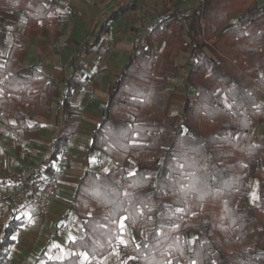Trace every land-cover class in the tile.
<instances>
[{
    "label": "trees",
    "instance_id": "1",
    "mask_svg": "<svg viewBox=\"0 0 264 264\" xmlns=\"http://www.w3.org/2000/svg\"><path fill=\"white\" fill-rule=\"evenodd\" d=\"M151 6L155 21L108 83L90 134L87 152L105 158L107 171L84 170L65 213L79 218V236L65 257L42 264L106 256L120 220L138 238L126 264H264V136L254 132L264 119V0H198L168 14ZM11 10L26 17L22 37L58 35L53 9L40 0H0V38ZM147 16H140L137 32ZM182 51L193 59L182 83L194 91L178 115L169 111L168 76L177 72ZM20 55V44L0 51V119L11 116V126L27 129L26 112L47 114L51 97L69 112L73 75L61 87L35 65H22ZM76 129L68 122L55 136L46 166L32 176L34 191ZM1 202L9 216L0 221V264L23 224L12 198L0 196Z\"/></svg>",
    "mask_w": 264,
    "mask_h": 264
},
{
    "label": "crops",
    "instance_id": "2",
    "mask_svg": "<svg viewBox=\"0 0 264 264\" xmlns=\"http://www.w3.org/2000/svg\"><path fill=\"white\" fill-rule=\"evenodd\" d=\"M40 2L53 9L58 35L22 37L26 17L22 12L11 10L5 13L2 21L7 32L0 38V51L6 53L12 43L20 44L22 65H35L61 87L72 74L77 85L71 93L69 112L58 108L60 97H51L47 114L26 112L31 116L27 129L11 126L15 123L11 116L4 121L0 119V188L14 185L3 175L7 168L36 164L42 171L52 141L62 126L74 121L77 129L54 162L52 174L44 175L56 180V192L48 202L47 212L40 213L34 205L21 210L23 224L1 264H42L48 258H63L69 253L68 243L79 236L81 222L73 213L67 217L65 213L84 170L87 167L97 170L91 160L95 152L88 153L87 146L92 128L101 118L99 108L105 99L107 85L128 58L132 42L140 32L135 30L140 16L148 15L145 28L148 20L152 24L155 21L149 0ZM197 3L198 0H178L179 7L193 8ZM121 6L129 7L118 11ZM262 72L264 74V67ZM127 230L135 235L127 226L123 232L129 233ZM112 253L102 258L81 254L79 262L85 264L84 259L105 264Z\"/></svg>",
    "mask_w": 264,
    "mask_h": 264
},
{
    "label": "rangeland",
    "instance_id": "3",
    "mask_svg": "<svg viewBox=\"0 0 264 264\" xmlns=\"http://www.w3.org/2000/svg\"><path fill=\"white\" fill-rule=\"evenodd\" d=\"M155 3V2H154ZM234 18L230 19V22H233ZM152 22L148 20L147 27L144 30H141L139 34H137V40L139 42L143 41V35L148 29L149 25H151ZM162 40L158 41L157 44V50H159L162 47ZM193 59L189 56V53L187 51H182L180 54L176 57V63L178 65V70L175 74L169 75L168 76V85L173 89V97L172 101L169 107L170 113H175L180 115L182 112L183 108V102L185 95H193V88L190 86H184L182 83V78L184 77L186 71L190 67ZM264 101V98H263ZM254 132L256 135L261 136L264 135V119H260L255 123L254 126ZM91 160L95 163V168L98 171H105L106 169V159L103 158L102 156H98L96 153H93L91 156ZM35 171L33 172L36 173L37 169L39 166L34 164ZM9 169H15L18 170L20 168H9ZM7 170L8 168L4 171V174L6 177L7 176ZM32 174V176H33ZM31 176V178H33ZM9 178V177H8ZM11 181V180H10ZM54 182L56 183V180L54 179ZM13 187L12 188H0V196L3 195H8L12 198V203L14 204V210L17 212L19 215L21 210L26 207L27 205H34L33 202L30 200V196L26 195L23 198H21L23 188L19 183H14L13 182ZM9 191L10 193H5ZM258 179H254L250 183V192H251V199L253 203L257 202L258 199ZM246 203L243 201L239 202V205H245ZM9 216V209L6 207V204H0V221H4L7 219ZM75 217V216H74ZM123 229H126V226L123 224L122 220L119 222V231H120V236H118L117 242L114 246V249L112 250L113 253L110 254L109 259L104 261L105 264H126V262L129 261V249L131 246L137 243L138 238L135 236L130 230H127L129 233L123 232ZM189 237L192 236L191 233H187ZM123 241V242H122ZM83 263L85 264H97V261H91L89 262L88 260L83 259Z\"/></svg>",
    "mask_w": 264,
    "mask_h": 264
},
{
    "label": "built area",
    "instance_id": "4",
    "mask_svg": "<svg viewBox=\"0 0 264 264\" xmlns=\"http://www.w3.org/2000/svg\"><path fill=\"white\" fill-rule=\"evenodd\" d=\"M152 3H157L159 8L164 13L168 14L171 11L177 9L179 7L178 0H149ZM35 171V167L33 164H27L24 167L15 170L8 169L7 176L14 183H19L22 186L23 191L21 198L26 195L30 196V200L33 202L35 208L40 213L47 212V206L50 199L55 195L56 192V183L54 179L48 178L43 186L38 190H33L32 184V174Z\"/></svg>",
    "mask_w": 264,
    "mask_h": 264
},
{
    "label": "snow or ice",
    "instance_id": "5",
    "mask_svg": "<svg viewBox=\"0 0 264 264\" xmlns=\"http://www.w3.org/2000/svg\"><path fill=\"white\" fill-rule=\"evenodd\" d=\"M105 171H107V169H105ZM131 174H133V173H130V175H131ZM13 239H15V237H13ZM122 242H123V241H122ZM85 258H87V257H85ZM193 264H195V262H193Z\"/></svg>",
    "mask_w": 264,
    "mask_h": 264
}]
</instances>
